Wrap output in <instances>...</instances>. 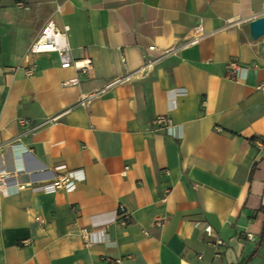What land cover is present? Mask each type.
<instances>
[{
  "label": "crops",
  "instance_id": "1",
  "mask_svg": "<svg viewBox=\"0 0 264 264\" xmlns=\"http://www.w3.org/2000/svg\"><path fill=\"white\" fill-rule=\"evenodd\" d=\"M16 2L0 0V172L24 173L0 188V264H264V0ZM49 21L88 70L42 54L26 76ZM75 171L74 191L43 190Z\"/></svg>",
  "mask_w": 264,
  "mask_h": 264
},
{
  "label": "built area",
  "instance_id": "2",
  "mask_svg": "<svg viewBox=\"0 0 264 264\" xmlns=\"http://www.w3.org/2000/svg\"><path fill=\"white\" fill-rule=\"evenodd\" d=\"M16 7L20 9L30 10V7L26 5L22 0L16 2ZM60 10V7H59ZM69 33H70V26L64 25L63 27H59L54 21H49L47 24L42 28L39 36L32 44L29 49L27 56L25 57V72L27 77H32L36 74L38 70V65L36 63V58L42 54H56L61 62V68L67 69L71 67H75L78 71L88 70L90 68L91 62L83 64V66H78L76 62H74L71 48L69 45ZM206 33L202 25H199L191 30V35L189 38H185L184 41L177 47V49H182L190 45L198 44L204 37ZM149 52L158 51L155 46H150L148 48ZM173 50L166 51L164 55L171 53ZM155 60L147 58L145 67L140 70V73H146V70L153 66ZM122 62L126 64V58L122 57ZM240 69L238 62L232 61L228 65V76L233 78L237 76V73ZM131 79V76H126L122 78H117L113 80L108 87L113 86L115 84L124 83ZM79 83L78 79H70L63 83L64 87L76 86ZM257 90L264 93V82L257 86ZM21 123L27 125V121L25 119L20 120ZM154 123L158 126H162L165 128H172L174 126L173 120L167 116H160L156 118ZM128 167L126 168V170ZM23 171H16V172H0V188H4L13 180H16L18 176L22 175ZM85 176L81 171L69 172L65 176L59 178L50 183L43 184V190L45 192H55L58 190H67V191H74L76 186L79 182L84 181ZM17 182V181H16ZM20 190L25 189L26 187L32 186L33 183H22L17 184ZM121 226H127L128 220L126 218V212L123 208L120 210V219L117 222ZM158 225L163 224V220H158ZM83 239L85 241V245H91L94 242L91 241L90 235L91 233L87 230L83 231ZM249 239L253 240L252 234H247ZM219 244H222L221 241H218ZM110 264H123V259L117 260H107Z\"/></svg>",
  "mask_w": 264,
  "mask_h": 264
},
{
  "label": "water",
  "instance_id": "3",
  "mask_svg": "<svg viewBox=\"0 0 264 264\" xmlns=\"http://www.w3.org/2000/svg\"><path fill=\"white\" fill-rule=\"evenodd\" d=\"M250 33L254 40L264 35V16L259 17L250 23Z\"/></svg>",
  "mask_w": 264,
  "mask_h": 264
},
{
  "label": "rangeland",
  "instance_id": "4",
  "mask_svg": "<svg viewBox=\"0 0 264 264\" xmlns=\"http://www.w3.org/2000/svg\"><path fill=\"white\" fill-rule=\"evenodd\" d=\"M6 3H13V2H16V1H20V0H4ZM22 1H25V0H22ZM16 6V5H15ZM264 38V37H263Z\"/></svg>",
  "mask_w": 264,
  "mask_h": 264
}]
</instances>
